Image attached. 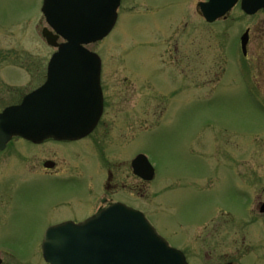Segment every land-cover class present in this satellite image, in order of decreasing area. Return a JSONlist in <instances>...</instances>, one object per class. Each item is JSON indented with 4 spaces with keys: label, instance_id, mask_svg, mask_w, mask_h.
Listing matches in <instances>:
<instances>
[{
    "label": "rangeland",
    "instance_id": "1",
    "mask_svg": "<svg viewBox=\"0 0 264 264\" xmlns=\"http://www.w3.org/2000/svg\"><path fill=\"white\" fill-rule=\"evenodd\" d=\"M198 2L122 0L112 31L88 45L103 61L111 111L85 143L107 132L116 159L122 150L148 157L155 177L141 193L124 191L170 245L188 252L194 225L212 216L220 222L221 208L231 212V222L248 212L241 170L261 173L264 186V78L255 84L252 77L264 75V40L257 62L243 58L239 75L232 67V54L242 56L237 34L250 28L252 42H258L264 19L236 6L227 19L208 24L197 15ZM42 5L0 0V87L6 95L39 82L55 50L42 35ZM18 143L8 166L2 163L7 152H0V256L8 264H46L45 230L60 223L53 220L62 214L86 212L89 191L84 181L72 186L22 171L16 161L31 156L36 168L49 157L63 171L72 160L77 169L93 172L92 162H78L92 153L80 148L81 157L69 158L57 143Z\"/></svg>",
    "mask_w": 264,
    "mask_h": 264
},
{
    "label": "water",
    "instance_id": "2",
    "mask_svg": "<svg viewBox=\"0 0 264 264\" xmlns=\"http://www.w3.org/2000/svg\"><path fill=\"white\" fill-rule=\"evenodd\" d=\"M121 0H43L49 25L47 43L56 47L46 81L20 104L0 113V149L13 136L34 142L47 138L74 140L88 135L103 111L101 58L87 47L107 36L118 17ZM236 0H209L199 7L209 22L222 17ZM254 13L264 0H243ZM62 38L63 41L59 42ZM248 31L242 36L245 49ZM134 172L152 179L145 154L133 160ZM43 256L51 264H187L183 252L167 242L145 214L115 203L83 222L51 225L44 234Z\"/></svg>",
    "mask_w": 264,
    "mask_h": 264
},
{
    "label": "flooded vegetation",
    "instance_id": "3",
    "mask_svg": "<svg viewBox=\"0 0 264 264\" xmlns=\"http://www.w3.org/2000/svg\"><path fill=\"white\" fill-rule=\"evenodd\" d=\"M201 1L207 0H199V2ZM236 2V5L229 9L221 19H218L214 22L227 19L228 15L236 6L239 7L240 11H242V13L245 15L257 16L261 19H264V7L253 14H247L242 8L243 0H236ZM197 13V15L206 21L200 9H198ZM207 23L212 24L209 22ZM246 29H249V39L246 51H243L241 43L239 45V50L241 51L243 57L239 56V54L238 56L232 54V67L234 68L237 75H239L241 70H243L246 66L243 58L248 59V57L251 55L253 57V61H258L256 51L261 49L262 44L260 41L264 40V28L259 29V41L255 43L252 42L250 28ZM242 32L238 33L236 36L238 41L241 39ZM258 56L260 57L259 54ZM12 68H14V66ZM102 73L103 64L101 70L103 112L93 132L103 125L105 116L111 111V108L108 106L109 101L107 97L106 86L102 80ZM46 77L47 64L45 66L44 75L41 77L42 79L25 93H23L19 87L16 88V91L13 93L9 90L8 95H6V92L2 91L4 89L0 87V112L8 106L18 104L25 94L43 84L46 80ZM252 77L254 83L257 84L260 81L258 79L263 81L264 75H253ZM93 132L88 136L78 140H55L50 138L42 141L41 143H33L32 141L26 140L22 137H13L6 144L4 149H0V152H7L3 157L4 160H2V163L3 161L7 162V166L9 163H12L11 158L14 155L13 153L17 151L19 152V150H17L19 147L16 146L18 141L29 142L35 147H41L48 143H57L66 147L64 151L68 153L69 158H72L73 155L78 158L81 157V153L79 152L80 148H84V151L92 153L88 158H81L78 160V162H83L85 159L88 161V163L92 162L94 166L93 172H85L77 169L78 165L74 166L73 164L76 163H74L72 160H70V163H68L66 166H63V168H66L65 170H58L62 166H60L57 160L49 157L44 158L41 161V166L32 168L33 166L35 167V165L33 164L34 161L30 159L32 158L31 156L27 159L22 155H19V153L17 154L22 159L17 160L16 165L19 164L22 168V171L25 170L29 173L44 175L45 177H48L52 180H59L63 183L67 182L71 185L75 184V180L78 179L76 183L80 184V181H84V185L87 186L86 189L89 191V197L86 202L88 207L85 210L86 212L75 211L74 213L62 214L59 217H56L53 222H64L69 220L81 222L86 218L98 213L101 209L116 202H122L126 205L137 207L133 205L131 196H128L124 190H136L137 192L141 193L145 189V184L149 183V180L134 174L132 160L135 154L128 156L126 150H122V159H116L114 156V151L116 149L112 148V145L109 144V142L111 143V139H113L111 134L104 132L103 134L99 135V139L94 141L93 144H86L85 139L89 136H92V134H94ZM75 144L78 145L74 146ZM105 144H109L108 148L105 147ZM238 158L241 159V164L245 163V157L243 155L238 156ZM68 168H70V170H68ZM239 173L242 186L244 187V185H246L247 189L249 190L248 192L242 191V195L243 192H246V194L243 196H247V200L245 202L248 204V212L243 214V216L241 215L242 217L237 222H231L234 217H231L232 219L227 217L231 215V212L221 208L220 222H215L213 219L214 216H212L207 222H200L199 224L194 225L191 234L188 236V241H190L191 244L190 252L184 248L185 246L180 248L184 252L188 260V264H193V261H195L196 264H258V262L264 261V221L261 220V218L264 217V186L262 185V175L261 173L254 170H251L249 173L241 170ZM122 178H124V180ZM116 194L117 196L118 194H120L119 196L122 194L124 196L122 195L120 198L116 197ZM66 207L70 206L68 205ZM204 247H206V249H203ZM1 252L5 256L4 252ZM5 260L6 256H0V264H8ZM9 264L14 263L11 260L9 261Z\"/></svg>",
    "mask_w": 264,
    "mask_h": 264
}]
</instances>
